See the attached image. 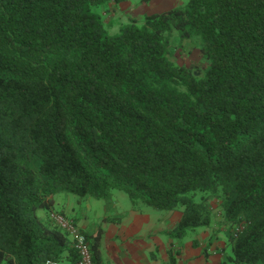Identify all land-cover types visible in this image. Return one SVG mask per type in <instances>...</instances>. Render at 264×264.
Returning <instances> with one entry per match:
<instances>
[{
    "label": "trees",
    "instance_id": "obj_1",
    "mask_svg": "<svg viewBox=\"0 0 264 264\" xmlns=\"http://www.w3.org/2000/svg\"><path fill=\"white\" fill-rule=\"evenodd\" d=\"M125 1L0 0V264L77 260L60 192L180 209L175 239L216 198L224 264H264V0H187L108 34L93 7ZM195 36L201 75L173 56ZM100 229L80 230L94 264Z\"/></svg>",
    "mask_w": 264,
    "mask_h": 264
},
{
    "label": "crops",
    "instance_id": "obj_2",
    "mask_svg": "<svg viewBox=\"0 0 264 264\" xmlns=\"http://www.w3.org/2000/svg\"><path fill=\"white\" fill-rule=\"evenodd\" d=\"M184 2L150 0L143 3L128 0L120 4L109 3V13L105 15L104 12L101 19L121 14L126 20L124 24H127L132 20H141L145 15L182 6ZM56 196L54 210H61L69 218L76 219L79 230L92 232L101 228L99 250L102 264H224V243L208 239L203 241L198 235L193 236L195 232L176 239L166 234L178 223L181 211L133 206L123 196V206L115 209L117 215H106L104 212L97 217V222H93L87 213L90 206H84L87 209L81 214L75 200L68 196H60L57 200Z\"/></svg>",
    "mask_w": 264,
    "mask_h": 264
},
{
    "label": "rangeland",
    "instance_id": "obj_3",
    "mask_svg": "<svg viewBox=\"0 0 264 264\" xmlns=\"http://www.w3.org/2000/svg\"><path fill=\"white\" fill-rule=\"evenodd\" d=\"M186 1L187 0H185V2ZM93 11L100 15H103L105 12L106 15L107 13H109V3H103L95 6L93 7ZM122 17L123 16L121 14L113 15L108 18L103 16V26L108 34H115L119 32L120 28L125 25L124 23H126V20ZM175 37L178 38L177 34L175 35ZM176 38L174 39L173 43V56L176 62L180 65L191 67L196 75H201L202 71H204L207 67V62L201 57L198 37L195 36L190 41L181 42H179ZM60 196H68L71 200H75V204H78V208L80 209L81 214H84V210L87 209L86 207L84 208V206H90L91 208L88 209L89 212L87 213L89 214L88 216H90V220L93 222H97V217L100 214H104V212L106 215H117V213H115V209L123 206V200H125L123 199V196L124 198H127L122 192H114L112 199L108 203H106V201L104 200H98L90 196L81 197L69 192L58 193L56 199L59 200ZM208 202L211 208V222L207 227L195 229L193 231L195 232L193 236L198 235L200 238H202L201 240L203 241L205 239H208L216 242H222L225 244V246H227L228 241L225 235L226 226L223 223L222 213L219 205L220 201L216 198L211 197L209 198ZM55 210L56 212H62V214H64L61 210H57L56 208ZM175 211L181 210L177 209L174 210V212ZM63 216L69 218V216L65 214ZM69 219L73 220V217H70Z\"/></svg>",
    "mask_w": 264,
    "mask_h": 264
},
{
    "label": "built area",
    "instance_id": "obj_4",
    "mask_svg": "<svg viewBox=\"0 0 264 264\" xmlns=\"http://www.w3.org/2000/svg\"><path fill=\"white\" fill-rule=\"evenodd\" d=\"M53 218L56 223L67 231L68 237L72 243V247L77 253V260L72 264H94L91 258V251L88 240L83 232H81L78 226L73 220L64 217L61 214H53ZM46 264H62L61 262L48 260Z\"/></svg>",
    "mask_w": 264,
    "mask_h": 264
}]
</instances>
